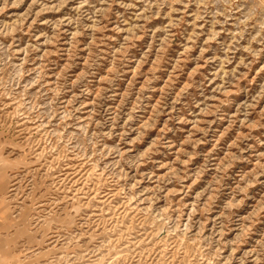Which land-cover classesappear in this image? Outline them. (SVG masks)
Returning <instances> with one entry per match:
<instances>
[{
  "label": "rangeland",
  "instance_id": "rangeland-1",
  "mask_svg": "<svg viewBox=\"0 0 264 264\" xmlns=\"http://www.w3.org/2000/svg\"><path fill=\"white\" fill-rule=\"evenodd\" d=\"M0 264H264V0H0Z\"/></svg>",
  "mask_w": 264,
  "mask_h": 264
}]
</instances>
